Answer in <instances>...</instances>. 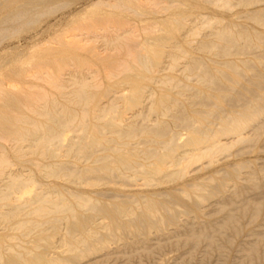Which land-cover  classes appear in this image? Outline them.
<instances>
[{"label":"bare ground","instance_id":"6f19581e","mask_svg":"<svg viewBox=\"0 0 264 264\" xmlns=\"http://www.w3.org/2000/svg\"><path fill=\"white\" fill-rule=\"evenodd\" d=\"M111 1L0 0V264H81L85 254L101 248L105 256L120 258L119 264H142L133 259L153 260L156 253L168 249L179 252L173 264H264V160L257 162L254 156L258 147L264 148V72L244 80L242 69L253 57L262 62L264 48L256 45L261 49L251 57L239 48L242 40L257 39L256 31L236 33L221 28L215 42L203 41L195 48L210 55L189 53L188 60L179 65H174V60H161L176 55L164 54L163 42L168 37L157 39L154 51L138 53L134 61L124 59L129 65L125 63L123 69L131 71L135 64L133 71L120 75L117 64L115 69L104 71L106 78L117 77L107 85L113 94L96 108V121L88 123L86 119L72 139L67 132L76 120L83 121L86 116L73 115L69 106L60 113L56 98L30 102L34 117L21 110L22 101L14 95V76L30 75L29 66L25 69L30 61L41 65L50 60L44 45H49L51 42H46L51 38L46 36L54 35L57 27L71 24L83 13L108 16ZM174 2L167 0V6L173 7ZM67 6L71 10L54 22L48 18L39 21ZM262 11L264 8L254 13ZM173 14L146 21L161 22L168 29ZM35 24L25 45H16L14 34ZM173 30L168 31L172 34ZM74 31L65 34L64 41L61 39L66 36L58 38L60 45L69 47L61 51L64 55L74 44L82 45L78 43L80 32L77 35ZM89 34L86 41L102 38L110 47L121 45L120 33ZM177 47L173 43L170 48ZM232 48L236 51L231 52ZM79 57L72 58L76 67L70 69L71 65L60 72L64 78L52 79L58 89L79 85L74 94L83 100L94 86L88 77H100L101 73L96 64L85 66ZM154 60L160 65L156 71L152 70ZM120 66L118 70H122ZM171 70L178 76L170 74ZM36 71L39 78L47 74ZM184 79H194L206 87L194 81V85L188 80L182 82ZM147 80L150 84L145 83ZM155 84L182 90L191 87L190 96L201 99L205 108L191 107L176 118L179 131L164 129V122L155 127L159 116L145 122L142 112L165 110L180 101L163 95L157 99ZM24 86L27 91L33 87L31 83ZM215 86L221 90L213 95L210 90ZM237 88L239 91L225 102V93ZM63 95L65 91L57 93V97ZM69 101L84 109L81 101ZM118 102L136 109L116 122L115 117L106 118L102 113L106 104ZM103 134L108 137L101 138ZM158 175L174 184L144 190L145 186L154 187L151 179ZM137 177L141 183L136 182ZM102 184L105 188L100 187ZM116 241L123 242L111 248L109 244Z\"/></svg>","mask_w":264,"mask_h":264},{"label":"rangeland","instance_id":"374dc122","mask_svg":"<svg viewBox=\"0 0 264 264\" xmlns=\"http://www.w3.org/2000/svg\"><path fill=\"white\" fill-rule=\"evenodd\" d=\"M137 1L138 0H112L111 2L113 4V7L112 8L110 7L109 9H107L108 14H109L108 16H100L101 14H94L93 11L83 13V14H80L75 20H73L71 22V24L66 23L67 25L57 27L56 31H54L55 32L54 35L51 33V35H53V36H51V35L46 36L47 38H51V39H49V42H46V43H50V42L51 43L49 45L45 43L46 45H44L45 48L47 47V49L49 51L48 53L50 55H49L48 59H50V60H48L47 63L44 62V63H46L45 65H44V63H41V65L43 64L46 67V69L43 65L42 66L39 65L40 62L37 64L36 61H30V63H27L25 65L26 70L28 68L29 69L32 68L31 69L32 71L31 70L29 71V69L27 70V73H31L30 75H28L29 77L27 75L25 76L24 75L25 73L22 74L21 78L14 76V82H15L14 83V95L17 96L18 98H20V100L22 101V104H20L21 110L26 112L28 115L34 117V112H32L34 107L31 106L30 102L33 101V104H35L37 102L38 103L43 102V100H49L50 99L49 101H52L54 98H56L57 100H59L58 106H56V107L58 108L60 113H62L65 110V108L67 106H69L71 109H73V113H72L73 115H75V116L85 115L86 116L85 120H83V121L82 120H76L74 125L71 127V130L67 132L68 139H72L77 134V132H76L77 128L80 127L81 125H84L85 123H87L86 119L89 118L88 123L90 121L91 122L96 121L95 119H93L94 116L99 114V113H97L96 108L100 105L103 106L105 104V102L107 103V101H109L108 100L109 97L113 94V92L111 91L110 88L107 87V85L111 84L112 81H115V79L117 80V77H114L111 79L106 78L107 76H106L105 72L115 69L116 68L115 64L118 65L116 69H117V71H119L120 75L121 74L124 75L125 72L133 71V69L136 66L135 64H134L133 69L130 68L131 71H126L123 69V68H125L126 64L129 65L128 64L129 62H125V61L126 60L127 61H134V59L138 53H147L149 51H154L156 49L155 43H156L157 39L158 40L161 38L166 39L168 37V39H166V41L163 42L164 54L167 51L173 52V53H175L176 57H174V58L163 57V58H161V60H163L164 62H167V63L169 61L172 63V60H174V62H173L174 65H176V64L179 65V64L185 62L186 60H188V58L190 56L189 53L196 54V55L199 54L201 56H206V54L210 55L208 53V51H206V50H200V49H195V48L198 47L203 41L215 42V39L217 36L216 32L221 28H229L233 32H236V33L239 31H245V30H250V31H254V32L256 31L257 33H259L258 35H256L257 39H255L254 41H247L246 42V41L242 40L240 42L241 45L239 48H242V50L246 54L251 53L250 55H248L249 57H251L253 55L257 56V54L259 53L258 52L259 49L264 48V11L259 12V13H254V11L264 8V0H175L173 7H172V5L167 6V0H140L141 2L136 3ZM130 4L132 6L131 9H137V10L128 9V6ZM95 7L98 8L99 6H95ZM101 8L106 9L104 6H102ZM70 10H71V8L69 6H67L66 8H63L62 10L58 11L55 14V16L54 15H52V16L44 15L40 18L39 21H45L48 18L50 20V22L52 23L54 18H56V17L59 18V17H61V15H60L61 13H66ZM172 10H173V12H171ZM172 13H174V14L172 16V20L170 21V25H169L168 29L165 28L164 26H162L161 22L151 21V20L146 21L150 17H154V16L155 17H157V16L158 17H169L170 15H172ZM42 25H45V23L43 22ZM35 26H36V24L30 25V27L21 29L22 31L21 30L17 31L14 34V42L16 43V45H23L24 46L26 43V38H28L29 33L35 28ZM78 27L80 30L77 29ZM105 27H107V28H105ZM58 28H60L61 30ZM75 28H76V30H75ZM170 28L175 29V30H173L172 34H170V32L168 31ZM73 31L77 35H79L78 32H80V35H81V36L79 35L80 39L78 37H76V38H78V43H82V45L76 43L77 44L76 46L74 44V46L70 47V49L67 52L71 56L70 57L68 54L64 55L61 53V51H64V49L69 48V47L64 48V46L62 44L60 45V43L58 42V38L63 37V35L69 36V34L70 35L73 34ZM90 31L91 32L94 31V32H92V34H94V33L99 34L100 32H101L100 34H102L106 31L102 35H109V36L113 35V33L114 34L120 33V34H122L121 40H120L121 45L119 47H117L118 45H116V46L113 45V47L111 45V47H112L111 48L110 45H107V43L104 42L105 40H102V38H99L97 40L91 39L90 41L89 40L86 41L87 35L89 33H90L89 35H92ZM110 33H112V34H110ZM27 34H28V36H27ZM67 36L62 38L63 40L61 39V41H64V39H67ZM24 37H25V39H24ZM84 37H85V39H84ZM16 40H18V41L22 40V41L18 42V44H17ZM102 41L106 45H104V43H102ZM76 42H77V40H76ZM84 43H86V45ZM173 43L178 44V47L176 49L170 48ZM218 44L220 46L223 45V43H221V42H218ZM83 45H84V48H83ZM100 45H102L101 46L102 48L99 47ZM256 45H259V46L262 45L263 47L257 48ZM44 46H42V47H44ZM79 47H80V49H79ZM38 48H41V47H38ZM92 49H94V50H92ZM101 49H103V50H101ZM95 50L97 53L95 52ZM232 51H236V49L232 48L231 52ZM76 52L78 53V55ZM213 52H215V51H213ZM72 55L74 57H77L80 55V57H79V59L81 60L80 63H83V65H85V66L86 65L88 66L91 64H94L93 66H95V64H96V66H98V68H99L98 72L101 73V74H99L97 72V70H98V68H97L96 72L100 75V77L96 73H94V74H96L97 77L93 76V75H90V77L87 76L88 78H90V80H87V81H89V83L94 85V86L88 90L89 93L86 95V98L83 100H82L81 95H75L74 94L75 91L78 89L79 85H73L72 84L73 86H70L69 88L58 89L57 87L54 86V84H56V83H54L55 78L52 79L53 77H57L56 79L61 80L62 77L64 78V76H62L61 73H63V71L65 72V69L68 68L67 70H69L71 65H72V67L70 69H72V68L76 67V65H78L77 62H74L77 58H74ZM72 58H74L75 60ZM83 58H85V59H83ZM208 58H210V57L208 56ZM91 59H92V61L89 62V60H91ZM115 59L118 61H116ZM124 59H125V61H124ZM260 59L262 62H260L257 59V57L256 58L253 57V58H251V60L248 63H246V65L242 66V69L245 71L244 76H243L244 80H246L250 77H254L255 75L258 74L259 71L264 72V59H262V58H260ZM93 60H95L94 61L95 63L93 62ZM97 60H98V63L100 61L101 62L98 64L96 62ZM119 60H120V62H119ZM72 62H74V63H72ZM86 62H88L89 64H87ZM108 62H110V63H108ZM155 62H157V61L154 60V63ZM32 63H33V65L34 64L35 65L34 66L31 65ZM131 63L132 62H130V64ZM110 64H112V65H110ZM119 65H121L120 67L122 68V70H118V69H120ZM156 65H157V63H155L154 66L152 67L153 71L158 70V67L160 66L159 64H158L159 66H156ZM35 67H36V69H35ZM101 67H103V69ZM100 68H101L102 72L100 71ZM33 69H35V70H33ZM36 70H38V71L43 70L47 74L49 73L48 71H50V73H49L50 76L47 74L42 75L43 77L46 76L45 78L40 76L41 78H43L45 80H43V79L40 80L41 78H39ZM171 71H169L170 74L175 72V71H172V72ZM58 73H59V75H58ZM103 73H105V75ZM166 73L168 74V72H166ZM33 74L37 78H35ZM175 74L178 76V72H175ZM31 75H33L32 80H31ZM25 77H27L28 79ZM19 78L21 81H19ZM47 78L49 81L50 80H52V81L48 82ZM193 78H195V76H193ZM15 79L17 82L15 81ZM59 80H56V81L59 82ZM187 80L188 79H186L185 81H182V82H186ZM148 81L149 80L145 81V83L150 84V82H148ZM192 81H194L193 83L196 82V80L191 79V80H188V83L191 85H194L193 83H191ZM182 82H180V85L183 84ZM27 83H31V86H33L34 84L35 85L32 88L29 87L30 90L28 89V91H27L28 87L24 86V85H27ZM51 83H53V85ZM36 84H39V85H36ZM218 84L223 85V84H220V82H218ZM155 85H156L155 86L156 94H158L156 96L157 99H158V97H160L162 95L168 96V97H177L180 99V101H177L174 105H171V106L167 105L165 110L158 111L157 109H151V110H147V111L142 112L141 117L146 118L145 122L148 119H154L157 116H159L158 117L159 122L155 125V127H159L160 123L164 122L163 123L164 129H167V130L172 129L171 130L172 132L173 131H179V130H181V127L178 125L176 118L183 117V115L185 114L187 109H189L191 107L196 108V109H204L205 108L203 105H201V99L194 98V97L192 98L190 96V94L193 92V89L191 87L188 88L187 90H185V89L182 90L180 88L171 87V85H163V84H161V86H159V84H158V86H157V84H155ZM195 85H198L201 88L206 87L205 83L200 84V82L195 83ZM36 86H37V89H36ZM38 86L39 87L41 86V87L39 88ZM43 87H44V89H43ZM158 87L160 88L159 91H158ZM23 88H24V90H23ZM221 88H223V87H221ZM223 89H225V88H223ZM239 89L240 88L227 91L224 95V101L225 102L228 101L230 99V97H233L239 91ZM40 90L43 91L44 93H42ZM218 90H221V89H219V87L215 86L210 91H211V94L216 95ZM64 91L66 93L65 96L63 95V96L57 97V93H59V92L64 93ZM157 91H158V93H157ZM127 93H128V91H127ZM130 94H131V92L128 93V95H130ZM29 97L31 98V101H30ZM63 97H64V99H63ZM70 99L73 101H76V102L81 101L80 103H84L85 105H83V106H84L85 110L81 109L79 106H77L75 104L68 103V102H70L69 101ZM191 99H193V101H192L193 103L190 105L189 102ZM104 107H106L107 110H105L104 113H102V114H106L105 115L106 118L115 117L116 122L121 121V118H125L127 116H130V113L136 109V107L128 106V104H126V102H118L115 105H107L106 104V106H104ZM15 116L16 115H14V117ZM150 122H151V120H150ZM148 123H149V121H148ZM100 137L105 139L108 137V134H103ZM255 154L256 155H254V156L258 157L257 162H262L264 160V148L258 147ZM10 157L13 160L15 159V156L12 154H10ZM17 167H18V165H15L14 169H16ZM140 180H141V177L138 178V180L136 182L141 183L142 181L140 182ZM151 183L154 184V187L153 186L151 187V185H150V187L145 186V189L144 188L143 189L146 190L148 188L153 189V188H157V187H158L157 189H164V188L170 187L172 185L173 181L171 179L169 180L168 178L162 177V175H158L155 178L151 179ZM105 186L106 185L102 184L100 187L105 188ZM165 186H167V187H165ZM126 189H128V187ZM129 189H131V187ZM122 242L123 241H116L115 243L111 242L109 245L111 248H114L116 245H120ZM101 249L93 250V251H90L87 254H85L83 256L82 260L80 261L81 264H119L118 262L120 261V258H117L115 256H110V255L105 256L104 252ZM178 253L179 252L176 250L168 249V250H165L163 252L156 253V257L153 260H152V258L151 259H149V258H134L133 260L134 261H141L142 264H156L155 262L157 260L162 261L163 262L162 264H169L170 262H171L170 264H173L174 260L177 258ZM169 257H171V258L173 257V258L171 259ZM162 259L163 260L165 259V261H163Z\"/></svg>","mask_w":264,"mask_h":264}]
</instances>
